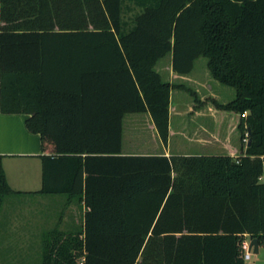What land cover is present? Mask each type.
Listing matches in <instances>:
<instances>
[{"label": "trees", "instance_id": "obj_1", "mask_svg": "<svg viewBox=\"0 0 264 264\" xmlns=\"http://www.w3.org/2000/svg\"><path fill=\"white\" fill-rule=\"evenodd\" d=\"M167 54L181 76L204 57L233 99L163 80ZM173 89L230 115L237 156L160 153ZM0 111L39 134L40 192L83 205L42 264H245L244 235L264 245V0H0ZM132 114L152 150L124 151Z\"/></svg>", "mask_w": 264, "mask_h": 264}, {"label": "crops", "instance_id": "obj_2", "mask_svg": "<svg viewBox=\"0 0 264 264\" xmlns=\"http://www.w3.org/2000/svg\"><path fill=\"white\" fill-rule=\"evenodd\" d=\"M164 69L167 72L168 79L165 81L170 83H174L172 82L173 78L191 82L196 81L189 77L190 74L186 76L175 74L171 70V63L167 62ZM196 83L202 85L200 82ZM206 91V95L209 94L210 97H215L214 92H210V90L209 92L208 90ZM199 99L202 100V98ZM185 112H192L191 116L195 120L201 119L202 122L205 118H210L215 122L212 127L214 130L213 135H211L210 131L208 132L209 137L206 136L207 134L199 136L198 132L194 131V129L192 132L193 137H189L188 139L190 142L197 144L201 148H207L210 144V148L217 154L237 156L239 143L238 141L230 142L231 135L236 131V126L232 124L228 113L217 123L215 109L212 106L193 108V106L188 105ZM170 114L171 108L169 107V120ZM27 117L24 114H3L0 111L1 166L8 186L12 191H15V193L4 198L0 207V264H42L44 250L49 245L51 246L52 242L58 243L60 240H64L68 233H75L82 226V218L80 217L81 211H83L82 203L78 202L79 206L81 205L79 209L76 202H67L63 194L40 192L42 188L41 160L39 158L41 142L39 134L31 133L27 130L25 126V119ZM144 121L150 129L151 135L155 138L152 142L156 146L159 142L156 140L154 131L151 130L153 126L148 117ZM198 126L203 128L202 124L198 123ZM171 136L172 132L169 123L167 147L160 153L166 156L171 154H191L180 152V150L172 152L170 149ZM192 153L205 152L198 151ZM26 196L39 198L52 196V199L55 196H63L64 201L61 203V199L55 198L48 201V203L62 205L60 211L55 209L52 214L41 210L42 199L38 201V206H35L34 210H28L23 213L16 210L17 204L15 201H11V199ZM75 210H77V217ZM260 250L261 246L258 248V253Z\"/></svg>", "mask_w": 264, "mask_h": 264}, {"label": "rangeland", "instance_id": "obj_3", "mask_svg": "<svg viewBox=\"0 0 264 264\" xmlns=\"http://www.w3.org/2000/svg\"><path fill=\"white\" fill-rule=\"evenodd\" d=\"M167 62L171 63V54H167L165 57L160 59L157 65L155 66V69L158 72H160L163 80H168L167 72L164 69V66ZM189 77L196 81L191 82V81H184L173 78L172 82L177 84L178 83L185 84L191 90L195 91L196 97L198 99L210 97L209 94L206 95L207 94L206 90H208V92L209 90L210 92H214L215 97L213 98H215L220 103H227L228 101L232 100L234 97L235 93L233 88L220 84L209 75V72L206 68V59L204 57H199L197 60H195L193 69ZM196 82H200L202 85ZM196 97L184 90H179V89L171 90V100H170L171 114H170L169 123H170L172 136L170 138V146H171L170 149L172 150V152L174 150H180V152H188L191 154H193L192 152H198V151L205 152L208 154H213V153L215 154L213 149L210 148L211 146L210 144L208 145L207 148H201L197 144L192 143L190 142V140H188L189 137L190 138L193 137L192 132L194 129H195L194 131L198 132L199 136L203 134L204 135L207 134L206 136L209 137L208 132L211 131V135H213L214 132L212 127L214 126L215 122L212 119L205 118L201 122V119L195 120L191 116L192 112H185L188 105L193 106V108L198 107V102L196 100ZM203 106H212V104L210 102H207V104ZM175 109L177 110L175 111ZM130 116L137 117L141 115L138 114L128 115L125 117L124 121H126L127 117ZM198 123L202 124L203 128H200L198 126ZM125 132H123V141H122L124 151L144 153V151L148 150V148L150 150L154 148L150 146L152 145L151 143L153 140L150 138L149 135H147L148 133L146 132V129L144 127L143 119L133 120L132 118L127 120L125 125ZM237 137H238V132L235 131V133L231 135L230 142L232 141L237 142L238 141ZM147 146L148 148H146ZM51 197L52 196H44L42 198H39L34 196H26V197L12 198L11 201L16 202L17 204L16 210L24 213L25 211L28 210H34L36 208L35 206H38V201L42 199L41 210L45 212L46 211L50 212L52 214L55 209H58V211H60L62 205L61 204L55 205L53 203H48V201L53 200L55 198V199H61V203H62L64 200H63V196H55L53 197V199ZM76 205L78 207L79 203L77 202ZM80 206L79 209L81 208ZM82 212L83 211H81L80 214L81 218H82ZM75 213L77 217V210H75ZM250 256L251 258L249 260H245V264H264V245L261 246V250L259 253L254 254L251 252Z\"/></svg>", "mask_w": 264, "mask_h": 264}, {"label": "built area", "instance_id": "obj_4", "mask_svg": "<svg viewBox=\"0 0 264 264\" xmlns=\"http://www.w3.org/2000/svg\"><path fill=\"white\" fill-rule=\"evenodd\" d=\"M249 240H250V238L247 235H244V239L242 240L241 245H240L244 260H249L250 255H251V250L248 249ZM81 263H82V260L79 262V264H81Z\"/></svg>", "mask_w": 264, "mask_h": 264}, {"label": "water", "instance_id": "obj_5", "mask_svg": "<svg viewBox=\"0 0 264 264\" xmlns=\"http://www.w3.org/2000/svg\"><path fill=\"white\" fill-rule=\"evenodd\" d=\"M247 133H249V128H247ZM250 139L247 140V145H249ZM259 248V243L256 238H250L248 249L251 250L252 253L257 254Z\"/></svg>", "mask_w": 264, "mask_h": 264}]
</instances>
